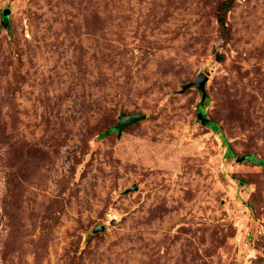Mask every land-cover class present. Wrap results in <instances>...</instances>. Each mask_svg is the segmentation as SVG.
<instances>
[{"label": "rangeland", "instance_id": "1", "mask_svg": "<svg viewBox=\"0 0 264 264\" xmlns=\"http://www.w3.org/2000/svg\"><path fill=\"white\" fill-rule=\"evenodd\" d=\"M223 1L0 0V264H264V0Z\"/></svg>", "mask_w": 264, "mask_h": 264}, {"label": "water", "instance_id": "2", "mask_svg": "<svg viewBox=\"0 0 264 264\" xmlns=\"http://www.w3.org/2000/svg\"><path fill=\"white\" fill-rule=\"evenodd\" d=\"M9 13H10L9 8L2 9L1 11L2 21L7 19ZM206 81H207V75L203 72H200L191 81L183 84L182 90L191 86H195V88L201 92V100L203 101L206 98V90H205ZM198 116L202 117L203 114L200 112ZM144 118H145V114L143 113L126 114L125 112L121 111L117 116L118 119L117 123L111 127V130H114L117 133V135H120L125 128L135 124L136 122ZM204 120H206V118H204ZM247 158H249L247 155H239L236 156V161L242 162ZM135 188L136 186H131L130 188L127 189V191L134 190ZM104 229H105L104 225H99L93 228V232L102 231Z\"/></svg>", "mask_w": 264, "mask_h": 264}, {"label": "trees", "instance_id": "3", "mask_svg": "<svg viewBox=\"0 0 264 264\" xmlns=\"http://www.w3.org/2000/svg\"><path fill=\"white\" fill-rule=\"evenodd\" d=\"M232 1L233 0H224L223 2H221L220 5H221L222 12L225 10H228L229 5H231ZM217 20H218L219 25L223 27L225 24V20H224V16L222 13L218 16ZM215 129L219 131V129H217V127H215L214 130ZM219 133H220V131H219Z\"/></svg>", "mask_w": 264, "mask_h": 264}]
</instances>
